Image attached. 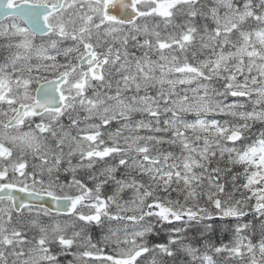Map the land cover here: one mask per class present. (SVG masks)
Here are the masks:
<instances>
[{"label":"snow or ice","instance_id":"6c2138e0","mask_svg":"<svg viewBox=\"0 0 264 264\" xmlns=\"http://www.w3.org/2000/svg\"><path fill=\"white\" fill-rule=\"evenodd\" d=\"M0 264H264V0H0Z\"/></svg>","mask_w":264,"mask_h":264}]
</instances>
